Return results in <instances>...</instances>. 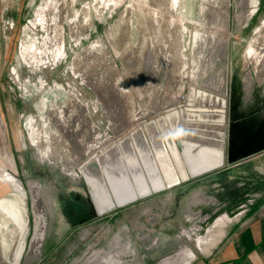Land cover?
Returning <instances> with one entry per match:
<instances>
[{
    "label": "rangeland",
    "instance_id": "374dc122",
    "mask_svg": "<svg viewBox=\"0 0 264 264\" xmlns=\"http://www.w3.org/2000/svg\"><path fill=\"white\" fill-rule=\"evenodd\" d=\"M225 120L223 165L129 202L131 150L175 137L181 167ZM122 138L101 169L125 203L101 212L79 167ZM262 151L264 0H0V264H264Z\"/></svg>",
    "mask_w": 264,
    "mask_h": 264
},
{
    "label": "bare ground",
    "instance_id": "6f19581e",
    "mask_svg": "<svg viewBox=\"0 0 264 264\" xmlns=\"http://www.w3.org/2000/svg\"><path fill=\"white\" fill-rule=\"evenodd\" d=\"M218 90H221V89H218ZM222 92H223V89H222ZM205 95H207L208 98H210L209 102H210V104L212 103L211 104L212 107H214L215 111H217L216 114H222V115L227 114V108H226L227 107V98H226L225 94H223L222 96H216V95H211V94H209V95L205 94ZM184 98L185 97H183V99ZM197 99H198V97H197ZM201 100L205 101V97H203V99L201 98ZM201 100L199 98V100H197V102L201 101ZM171 102H173V101H171ZM178 103H180V102H178ZM176 104H174V105L176 106ZM187 105H189V104H187ZM205 106L208 107L207 104ZM160 107H161V105H158V107H156V109H158ZM172 107H174V106H172ZM207 107H204L205 108L204 111L206 113L208 112ZM172 109H174V108H172ZM222 126L224 129H222V133H221L219 140L216 138L206 139V138H203L202 136L201 137H196V136H194V137L187 136L186 137V135H184V138H185L184 140L186 142H188L187 143L188 149H189L188 155L190 156L189 157L190 161H189V164H182L181 167L177 166L175 163V159L177 157L182 158V153H180V149L177 145V140L175 137H174V141L169 140V143H167L166 140L163 141L164 142L163 148L157 151L160 154V160H158V161L156 160V158L154 159L152 157V155L155 157V154H154V150L151 148V146H148V149H145L147 151L146 152L147 155H144L143 161L135 154L134 150L133 151L131 150L130 151L131 159H134L132 162H135V163L139 162L140 166H141L142 162L144 164H146L145 166H147L149 169L148 170L149 176L147 175V179H144L143 177L145 175L144 174L145 172L142 171V175H140L142 181L141 182L139 181V183L134 187L131 186L132 183H130V181H129V183H130L129 184V191H128L129 192V202L136 200L139 196H144V195L149 194L153 191H160V190L166 189L167 187H170L172 185L180 183L182 180H187L190 176L197 175V174L206 172L207 170L212 169L214 167H218V166L223 165V162H224L223 161V159H224V143H225V135H226V129H227L226 120L222 124ZM156 131L157 130H155V132ZM131 132L133 135L137 134V131H135V130H133ZM184 134H186V133H184ZM154 135H156V134L154 133ZM172 137H173V135H172ZM131 139H133V138H131ZM155 139L157 140V142L162 141V140H159V136H156ZM114 143H116L115 147L113 149H111L110 151L115 152L117 154L113 158V160H116V162L121 163L120 158L122 157L123 152H119L117 150V148H120V146H123V147L127 146L126 150H127V154H128L129 150H130L129 143L127 142V139H125V138H122L119 141H115ZM198 144L201 147L197 152H194L193 149ZM95 150H97V148ZM97 153H93V155L90 157V159L94 158V161L99 164L97 166L99 168L96 170V172L94 171L95 170L94 167H92L91 165H87L86 162L84 163L85 166L82 165L79 167V170H80V173L83 175V177L87 181H89V185L91 184V186L94 189L98 190V188L96 187V184H97L96 181H98V180H101L102 182L105 181L104 175H103V170L101 169L102 168L101 164H103L105 161L101 160V155H98ZM91 154L88 153V151L83 152L82 155L81 154L79 155L80 157L78 158V160L79 161H80V159L83 160V158H86L85 156L88 157ZM132 154L134 155V158L132 157L133 156ZM95 155H98V156H95ZM78 165H79V163H78ZM105 183H106V181H105ZM91 186H90V189H91ZM102 186L105 188L106 195L103 198L100 197L99 199H97L99 211L105 212V210L110 209L113 206H119V205L125 203V200L117 199L118 197L116 198L115 195L112 194L107 183H106V185L103 184ZM107 195H108V197H107ZM95 196H96V194H95Z\"/></svg>",
    "mask_w": 264,
    "mask_h": 264
},
{
    "label": "crops",
    "instance_id": "0c3cea01",
    "mask_svg": "<svg viewBox=\"0 0 264 264\" xmlns=\"http://www.w3.org/2000/svg\"><path fill=\"white\" fill-rule=\"evenodd\" d=\"M170 106V105H169ZM161 108V107H160ZM160 108H158V110L160 109ZM204 115H210V114H204ZM214 116V115H213ZM216 116V115H215ZM217 121V120H216ZM217 123H218V121H217ZM211 124V123H210ZM213 124V123H212ZM211 124V125H212ZM219 125H221V123H218ZM130 124L128 123V125H126L125 127H127V126H129ZM214 125V127H216L215 125V123L213 124ZM114 139V138H113ZM112 140V139H111ZM110 142V141H109ZM263 153H264V151H262ZM114 158V154H112V155H110V157H108V158H105V159H103V161H110L111 159H113ZM194 196H196L197 198H204V197H206V199L203 201V202H205V201H208V197L210 196V194H205V193H203L202 191H198V190H196V192L194 193ZM200 205H202V204H200ZM191 206V205H190ZM192 206H194V205H192ZM230 230H232V228L230 229ZM229 230V231H230ZM240 230V229H239ZM239 230H238V232H239ZM224 237L225 236H223L222 235V238H221V240L220 241H222V239H224ZM238 240V239H237ZM264 238L263 237H261V239H260V243H259V245H262L263 243H264ZM238 244L239 245H237L238 246V248H239V251L242 253V255L240 256V258L242 257V256H245L246 255V252H247V250L248 251H250V250H252V249H254L256 246L255 245H253V244H249V245H246V244H244L243 242H242V246H241V244L238 242ZM214 247H216L215 245H214ZM264 247V246H263ZM258 247H256V249H257ZM256 254V253H255ZM254 254V255H255ZM251 263L252 264V262H254L255 264H263L260 260H259V258H257V256H255V258H254V260H252V259H245V261H244V263Z\"/></svg>",
    "mask_w": 264,
    "mask_h": 264
},
{
    "label": "flooded vegetation",
    "instance_id": "af4514ba",
    "mask_svg": "<svg viewBox=\"0 0 264 264\" xmlns=\"http://www.w3.org/2000/svg\"><path fill=\"white\" fill-rule=\"evenodd\" d=\"M204 114H208V113H204ZM215 116L216 115V117H219V118H221V117H223L224 115H222V114H210V115H207V116ZM218 122L219 123H222V121L221 120H218ZM214 127V126H213ZM217 137V136H216Z\"/></svg>",
    "mask_w": 264,
    "mask_h": 264
}]
</instances>
